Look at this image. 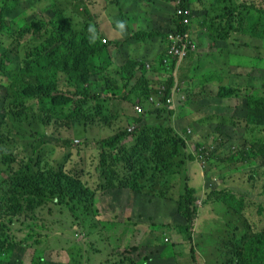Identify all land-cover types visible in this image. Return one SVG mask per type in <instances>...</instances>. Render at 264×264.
<instances>
[{
  "label": "rangeland",
  "instance_id": "1",
  "mask_svg": "<svg viewBox=\"0 0 264 264\" xmlns=\"http://www.w3.org/2000/svg\"><path fill=\"white\" fill-rule=\"evenodd\" d=\"M89 1L92 18L89 17L88 20L95 25L101 38L113 39L101 30L103 20L107 16L115 27V37L120 42V52L111 59L109 67L126 75L125 63L130 59L144 60L145 63L150 64L146 68L148 78L151 80V89L162 87L164 78L170 73L163 71L162 68L155 69L153 65L165 50L164 42L157 37L144 46L141 41L133 39V33L139 29L155 27L169 30L171 19L166 13V8L171 10L173 3L167 0H120L118 6L110 1ZM217 1L209 0L206 3L208 6L203 12L205 18L196 23L194 32L196 50L189 58H185L174 72L178 85L173 87V91L188 104L183 109L177 110L175 116L171 118L175 133L183 131L184 134L187 131L189 133L187 151L194 155L196 147L203 143L208 158L204 163L188 159L181 185L179 179L171 181L167 193L177 197L178 190H181L182 184L186 182L198 191L197 202L200 204L206 192L223 187L229 189L238 198L244 196L243 206L249 224L253 233L259 234L264 232V174L261 168L263 163L260 158H257L252 165L230 162L227 156L236 152L239 146L231 145L227 137L230 133L238 138L246 132L244 118L247 116L248 100L251 97L254 102H258L260 99L256 98L257 95H264L262 80L264 69H261L264 61H259V57L264 55V34L258 35L264 30V21L260 20L253 11H249L245 16L251 18L247 19L244 28L240 29L237 21L234 19L231 21V17L226 14L224 3L216 4ZM86 2L88 3V0ZM254 2L264 8L263 0H254ZM71 8L78 16L84 18L80 13L81 8L79 10H76V6ZM223 13L224 15L220 16ZM118 22H124L123 32L117 30ZM215 33L225 37L226 42H217ZM221 46H226L228 51H224ZM4 48L8 50V46ZM3 51L0 48V52ZM7 56L9 60L6 64L13 70L19 69L18 59L10 53ZM128 67L132 66L128 65ZM209 69L214 70V73L221 75L222 78L206 81L209 73L205 70ZM222 81L240 88L239 98L234 100L218 98V88L222 85ZM59 84L61 91H69L64 74H61ZM119 84H122V80ZM2 92L3 89L0 87V93ZM115 92L120 93L121 90L115 89ZM107 97L106 93L101 92L99 97L93 100L104 101ZM173 99L175 101V97ZM134 100L137 99L128 102L121 100L120 114L113 115L108 123L97 119L89 126L78 123L74 127L73 124L67 131V135L72 139L69 147L57 144L44 147L45 157L50 160L52 166L58 169L60 163L66 161L65 168L82 177L93 188L94 193L91 192L90 195L93 196L95 204L90 200L77 204L68 198L63 206H56L57 200L54 204L50 202V208L41 213L38 212L39 210L31 211L14 218L0 214L2 227L0 240H23L26 244L22 258L19 256L17 264H29L35 254H41L48 262L52 261L56 264H175L174 262L227 264L231 252L229 237L232 227L238 222V217L232 211L228 210L223 224L219 223L220 215L210 199L198 211L194 227L187 231L189 235L185 238V233L178 225L186 224L187 221L177 216V203L174 199L165 197L157 199L146 194L137 198L132 197L128 190L116 194L115 190L106 184L112 177V170H127V164L133 165V153L126 159L122 158L118 167L106 170L108 175L99 172L98 159L88 170L83 168V159L79 150L84 147L87 154L92 157L93 149L101 138L112 136L120 128L131 131L129 129L138 124L143 113L135 112ZM150 108L158 114L160 111L158 109L163 108V105L160 104L157 108L150 106ZM143 111L146 112L145 115L149 113L145 104ZM167 119L168 117L165 120ZM197 119L198 133L195 126H189L190 122ZM8 120L12 123L14 118L8 117ZM16 124L18 127L13 128L17 133L26 136L33 134L30 128L38 126L34 119L17 121ZM260 136L264 137V132H261ZM18 140L22 145L19 144L16 151H20L24 143L21 136H18ZM131 143L133 140L124 142L125 145ZM165 159L171 161L172 157L168 155ZM163 173L160 171L161 175ZM161 178L159 176L157 182ZM167 208H170L169 213ZM3 212H5L4 206L0 203V213ZM221 213L224 214L222 210ZM34 215L37 218L33 221ZM39 217L46 221L44 227L49 226L53 229L37 226ZM158 224L165 226L157 228ZM31 229H35L39 242L32 243L27 239L28 234H33ZM46 232L55 233L45 235ZM176 245L180 246L176 247ZM190 250L196 251L194 259L191 258ZM11 255L8 251H0V264H9Z\"/></svg>",
  "mask_w": 264,
  "mask_h": 264
},
{
  "label": "trees",
  "instance_id": "2",
  "mask_svg": "<svg viewBox=\"0 0 264 264\" xmlns=\"http://www.w3.org/2000/svg\"><path fill=\"white\" fill-rule=\"evenodd\" d=\"M104 1L119 4V0ZM178 1L182 9L193 10L195 13L197 6L206 8L209 0ZM222 2L224 1L218 0L216 4ZM232 3L233 0H230L231 5ZM72 6H76V10L81 8L80 13L84 18L78 16ZM247 8L255 10L257 16L264 21V9L257 8L254 3L249 4ZM236 11H239V6L235 4L225 10L231 17L230 20L237 21L239 28L242 29L245 16L242 13L234 16ZM89 17L92 18L89 0L88 3L86 0H0V48L4 50L0 52V73L6 76L2 84L5 91L0 93V202L5 210L0 214L3 216L14 218L38 210L41 213L50 208V202L54 204L57 200L56 206H63L68 198L77 204L89 200L95 204L93 196L90 195L91 192L94 193L93 188L82 177L69 172L65 168L66 161L60 163L57 169L45 157V151L43 155L37 157L22 158L15 155L19 133L8 117L21 118L23 113V118L37 117L47 126L56 123L59 136L55 134L49 138L50 145L69 147L72 139L67 135V131L73 124L74 127L78 123L89 126L97 119L108 123L113 115L120 114L121 100L128 102L138 99L144 106L151 93H158L150 87L151 80L148 78L147 62L145 63L144 60L130 59L125 63L126 75L109 67L111 59L120 52V42L113 38L104 43L99 34V39L94 44H89L85 33L86 27L93 24L88 20ZM194 21L197 22L196 19ZM173 22H177L176 19L171 20V26ZM183 28L180 25L174 31ZM152 30L137 31L133 34V38L148 43L160 37L165 44L169 42V32L173 31V29L165 31L161 27ZM261 34H264V30L258 35ZM214 37L217 42H226L225 37L219 33H215ZM5 46H8V50H5ZM221 47L224 51H228L226 46ZM9 53L18 59L19 69L13 70L6 64ZM165 53L166 49L157 57L156 64L153 65L155 69L162 68L163 71L170 73L163 81L165 86L163 108L158 109L160 110L158 114L152 110L147 113V117L141 115L139 119V121L144 117L151 119L156 114L157 124L147 123L145 119L140 122L133 132L134 142L130 145H125L123 142L129 137V132L124 128L118 129L112 136L103 137L98 141L92 157L83 147L79 150L83 159V168L88 170L98 159L99 172L108 175L106 170H112L117 161L126 159L133 153L134 181L153 177L160 171L164 172L165 187L151 196L176 201L177 216L187 221L186 224L178 226L187 236L189 235L187 231L198 216V211L211 199L220 215L219 223L223 224L228 210L238 217V222L232 227L229 237L231 252L227 264H264V232L253 233L245 213L243 198H238L233 191L223 187L206 192L208 195L204 194L202 205H199L198 191L186 182L182 184L181 190H178L177 197L167 193L171 181L179 179L181 185L188 159L196 160L198 163L206 158L198 156L204 154L198 148H196L198 155L188 152V135H184L185 131L175 133L171 125L172 115L176 111L166 107V99L171 95L176 81L174 75L176 59L172 58L169 64H165L163 60ZM205 71L209 73L206 77L208 82L222 78L212 69ZM61 74L65 75L68 92L60 90ZM120 80L122 84H119ZM115 89H120L121 92L116 93ZM239 89L223 83L218 88L217 96L221 100L239 98ZM101 92L106 93L108 97L104 101L95 102L93 99H97ZM257 96L256 98L260 99L258 102H254L251 97L248 100L247 116L244 119L250 123L261 122L264 118V95ZM186 104L188 102H185L184 106ZM184 106L179 109H183ZM111 111L112 114L109 115ZM224 135L226 137V134ZM230 139L228 135L227 141ZM233 144L237 143L234 141ZM11 151H14V154ZM168 155L172 157L171 161L165 159ZM227 157L234 163L252 165L255 161L251 156L240 151L232 152ZM169 210L170 208H167L168 213ZM36 218L37 216L34 215L33 221ZM37 224L44 227L46 221L39 217ZM164 226L158 224L156 227ZM44 228L53 229L49 226ZM31 230L33 234H28L27 239L32 243L39 242L35 229ZM53 233L44 234L53 235ZM25 248L26 244L23 240H0V251H8L12 254L9 264H17ZM17 253L19 254L16 255ZM193 256L195 257V254ZM29 264L56 263L48 262L41 254H35Z\"/></svg>",
  "mask_w": 264,
  "mask_h": 264
},
{
  "label": "clouds",
  "instance_id": "3",
  "mask_svg": "<svg viewBox=\"0 0 264 264\" xmlns=\"http://www.w3.org/2000/svg\"><path fill=\"white\" fill-rule=\"evenodd\" d=\"M244 1L246 4H243V7L239 6V4H235L234 2L232 3V5L235 4V5L239 6V11H236L234 16L239 15V13H242L245 16V13L249 12V11H253L257 15V12L255 10L247 8V6L249 4H252V3L255 4L254 0H244ZM169 3H173V6H172L171 10L165 7L166 13L171 20L176 19V21H177L175 23L173 22V24L170 28V30L173 29V31L169 32V34L175 33L178 31H183V32L189 31L190 32L191 44L189 46V51H188L187 55L180 62H178V59L175 58L176 59V70H177L178 67L180 66L181 62L185 58L186 59L189 58L190 54L196 50L197 45L194 42V32L196 30V23H198L202 18H205V15L203 14V12L206 11V8H202V7L197 6V8L195 9L196 11L194 13L193 10L182 9L179 6L178 0H170ZM196 5H198V4H196ZM232 5L224 2V7L229 8ZM256 6H257V8L264 9L263 7H259L258 5H256ZM169 11H170V13H169ZM250 18H251L250 16L249 17L245 16V22L247 19H250ZM194 19H196L197 22H195ZM260 20H261V18H260ZM180 25H182L184 28L174 31V29L178 28ZM116 28L118 31L123 32L125 29L124 22H118L116 25ZM138 31H153V30L151 28V29H140ZM85 33H86V39H87L89 44H94L99 39V32H98L97 28L95 27V25H93V24H89L86 27ZM108 40H109L108 37H103V39H102V41L104 43H107ZM167 47H168V43H165L166 53H167ZM166 53H165V56H166ZM165 56H164V58H165ZM171 59H172V57H168V61H166V62L164 61V63L169 64L171 62ZM199 65L201 66V63H199ZM146 66L149 67L150 64L147 62ZM202 70H203V68H202ZM175 78H176V76H175ZM5 80H6V76L3 75L2 73H0V87L3 89V91H5V89H4L2 84H3V82H5ZM212 81H216V79L212 80ZM223 83H225V82L222 81V84ZM175 85H178L176 83V81H175L174 86ZM173 89L174 88H172V90H171V95L169 97H167V99H166V104H167L166 107L168 109H172V110L177 111V110H179L180 105L184 106L185 102L176 96L175 91H173ZM156 90L158 93H151L148 96V101H146V103H145V105L148 108V111L154 110V109H151L150 106L157 108L160 104H162L163 98L165 96V86H163V85H162V87L158 86L156 88ZM151 97H153V100H151ZM173 97H175V101H174ZM225 99H229V98H225ZM222 100H224V99H222ZM137 106L141 107V111L137 110ZM134 109H135V112L138 114L143 113L142 115H145V113H146L143 111V104H141L140 100H138V99L135 102ZM145 116H147V114ZM173 116H175V114L172 115V117ZM23 117H24V114L22 113L21 118H14V120L12 122L13 125H15V127H18L16 124L17 121L34 119L37 121L38 126L35 128L29 129V130L33 131V134H31L29 136L19 134V136H21L23 138L24 143H23L21 150L17 151V153H15V155L20 156L22 158L41 156L44 154V151H45L44 147H47L50 145V143L48 141L49 138H51L55 134H57L59 136V133L57 130L58 125L56 123H54V124L47 126V125H44L42 122H40L39 118H37V117H29V118H23ZM143 121H144V118H143V120L139 121L137 125H139V123L143 122ZM244 122H245L244 128H246V132L243 135L238 136V138L233 137L229 133V135L231 137L229 142L231 143V145H233V142L235 141L239 146V149L237 151H240L246 155L251 156L254 160H256L257 158H260L261 162L263 163L261 168L264 172V159L261 158V157H264V154L262 152L258 151L259 146L264 147V142H263L264 137L260 136V133L264 132V118L261 122H257V123H250V122H248V120L245 121V119H244ZM137 125L135 127L133 126L132 128H130L129 130H131V131H128L125 128L127 130V132H129V134H130L128 137L130 140L134 141L133 132L136 130ZM189 126H195L197 128V133H198V128H199L198 127V119L193 121V122H190ZM184 135L185 136L189 135L188 131H187V134H184ZM224 137H225V135H224ZM128 138L124 139L123 142L130 141V140H128ZM137 138H138V136H137ZM135 143H136V141H135ZM19 144H21V142L18 140L17 141V147ZM196 148L202 150L204 154L198 155V151L195 150V155L208 158L207 157L208 153L205 151L206 147L203 145V143H202V145H200L199 147H196ZM11 152L14 154V151H11ZM205 160H202L201 163H204ZM121 162H122V160L117 161V163L113 166V168L118 167V164ZM133 164H134V162H133ZM126 166H127V170H122V171L112 170V173H113L112 177H111L109 183H106V184H108V186L110 188L115 190L116 194H122L125 190H128V193L132 194V197L136 196L137 198H140L142 194H146V195L151 196L155 192H157V191H159L165 187L164 183L166 181V177L163 174L161 175L160 172H157V174L153 177L134 181L133 175L135 174V170L133 169V165L127 164ZM159 176H161L162 178L160 181L157 182V178ZM241 198L244 199V196H242ZM199 205H202V204L200 203ZM193 225H194V222L190 226L189 231L193 229V227H194ZM184 237L186 238L187 235L185 234ZM166 240H167V238H166ZM177 246H180V245H176V247ZM195 252L196 251L190 250L191 258H193V259L195 258L193 256V254H195ZM174 263L176 264V262H174Z\"/></svg>",
  "mask_w": 264,
  "mask_h": 264
},
{
  "label": "built area",
  "instance_id": "4",
  "mask_svg": "<svg viewBox=\"0 0 264 264\" xmlns=\"http://www.w3.org/2000/svg\"><path fill=\"white\" fill-rule=\"evenodd\" d=\"M169 42L167 47V53L164 61H168V57L177 58L180 62L188 53L190 41L189 31H178L175 33H170L168 36ZM105 41V40H104ZM153 100V97H151ZM137 110L141 111V107L137 106Z\"/></svg>",
  "mask_w": 264,
  "mask_h": 264
},
{
  "label": "crops",
  "instance_id": "5",
  "mask_svg": "<svg viewBox=\"0 0 264 264\" xmlns=\"http://www.w3.org/2000/svg\"><path fill=\"white\" fill-rule=\"evenodd\" d=\"M222 1H224L225 3H227V4H230V0H222ZM224 2H222V3H224ZM233 2L235 3V4H239V6H241V7H243V4H246L245 3V1L244 0H233ZM120 5V0H119V4H118V6ZM106 15V14H105ZM98 17V16H97ZM101 30L106 34V35H108V36H111V37H113V38H116L115 37V34H116V29H115V27L113 26V24L110 22V20L108 19V17L107 16H105V20H103V23H102V25H101ZM140 30V29H139ZM138 31V30H137ZM134 34V33H133ZM134 39V38H133ZM136 40H138V41H141V43H143V45L145 46L146 45V41H143L142 39H136ZM260 60H263L264 61V55L263 56H261V57H259V61ZM261 69H264V64L261 66ZM264 72V71H263ZM262 80H263V83H264V76H263V78H262ZM234 98L235 97H233V99L232 100H234ZM145 117H147V116H145ZM144 117V119L146 120V122L147 123H150V124H157V122H158V118H157V116H156V114L151 118V119H148V118H145ZM134 142V141H133ZM263 142H264V140H263ZM258 151L259 152H262L263 154H264V147H261V146H259L258 147ZM262 159H264V157H261Z\"/></svg>",
  "mask_w": 264,
  "mask_h": 264
}]
</instances>
